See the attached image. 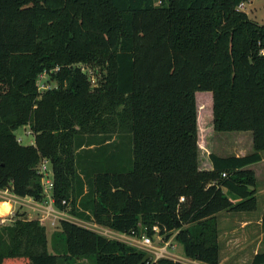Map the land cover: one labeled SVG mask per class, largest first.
<instances>
[{
    "label": "trees",
    "instance_id": "1",
    "mask_svg": "<svg viewBox=\"0 0 264 264\" xmlns=\"http://www.w3.org/2000/svg\"><path fill=\"white\" fill-rule=\"evenodd\" d=\"M246 1L0 0V188L43 201L47 158L58 210L126 235L177 231L187 258L220 264L218 214L257 209L249 166L264 151V24ZM43 73L57 87L41 90ZM200 108L215 132L251 131L253 152L202 167ZM1 221L0 264H186L67 219L55 253L40 220Z\"/></svg>",
    "mask_w": 264,
    "mask_h": 264
},
{
    "label": "rangeland",
    "instance_id": "2",
    "mask_svg": "<svg viewBox=\"0 0 264 264\" xmlns=\"http://www.w3.org/2000/svg\"><path fill=\"white\" fill-rule=\"evenodd\" d=\"M158 1V0H157ZM242 10L245 12H248L250 17L256 21H258L260 24H264V0H248L243 5ZM82 69L84 72H86L91 79L92 85H96L99 83L100 78L102 77V68L99 65H96L94 63L91 64H82ZM40 89L46 90L49 88L57 87V82L49 75L45 74L44 77L39 80ZM197 106L202 103V105H205L206 102H204L205 98H202V95L200 92H197ZM200 114V128H199V145H200V164L201 166H205L206 163L209 161V153H216L220 156H232L239 154L240 156L247 155L252 152L253 147V138H250V134L252 136L251 131H230V132H215L211 128V124L208 120V109L207 108H200L199 111ZM200 122V121H199ZM31 132L30 128L28 126H23L19 130L16 131V135L18 138H22L23 144H31L35 141V136ZM253 169L256 172L257 177V196H258V207L254 211L244 212L245 214H248L249 217H255L258 213H261L264 211V162H260L257 164H253ZM10 199L12 198L11 195H8ZM2 198H0L1 200ZM33 199V198H32ZM31 201V200H30ZM33 201H35L33 199ZM32 202V201H31ZM11 208L10 210L4 215V217H7L9 220L7 221H1L2 224H5L7 222H12L16 216L22 215L25 218L28 219H38V220H44V222L41 221V223L46 227V231L48 234V242H49V250L51 252H63L64 251V244H62L58 238L57 234L60 231V220L61 219H67L70 221H73L79 225L85 226L87 228H90L108 238H114L121 241L126 242L127 244H130L132 246H135V243H139V241H142L145 233H137V234H121L119 232H115L111 229H109L107 226L97 224L93 221L80 219L73 214H71L69 211H64V215H58L57 218H55L53 215L48 216L45 213V208L41 206L39 203L36 202L32 203H26L28 205L32 204L31 207V213L30 211L23 212L24 208H26L25 202L21 203L15 200H11ZM24 204V205H23ZM55 210L58 209L54 205ZM8 210V209H7ZM225 212V211H224ZM242 214L239 213L236 216H241ZM48 216V217H47ZM244 216V215H242ZM3 217V218H4ZM61 217V219L59 218ZM11 220V221H10ZM223 231V230H222ZM176 234L177 231L173 233H168L165 235H158L156 234L153 236L152 241L155 244V247L157 249H153V252H148V254L155 258L156 252L158 248H162L168 243V252L165 254V257L172 258V259H178L179 261H184L186 264H207L201 261L188 259L186 258L183 250L182 244L178 243L176 240ZM236 235L238 237L235 238L233 241L232 250H230V253H235L237 258H242L241 264H251V256L254 251V246L248 245L243 248V237L241 235H244L245 240L248 238V234L245 232L241 233L240 230H237ZM224 235V231H223ZM252 235V234H251ZM258 234H253L251 239H255L254 243L252 244H258L260 237L257 238ZM141 245L140 243L138 244ZM260 250L264 251V237L262 238V242L259 244ZM258 245V246H259ZM56 246V247H55ZM145 249H150L148 246H143ZM137 247V246H135ZM257 247V246H256ZM138 248V247H137ZM58 249V250H57ZM229 250L225 247L224 244H222V257H227L229 254ZM163 257V256H162ZM61 264H70L68 261H61ZM72 264H95L94 260L89 257H81L76 258L73 260Z\"/></svg>",
    "mask_w": 264,
    "mask_h": 264
},
{
    "label": "crops",
    "instance_id": "3",
    "mask_svg": "<svg viewBox=\"0 0 264 264\" xmlns=\"http://www.w3.org/2000/svg\"><path fill=\"white\" fill-rule=\"evenodd\" d=\"M247 14L249 15L248 12H247ZM249 17H250V15H249ZM251 137L253 138V135L251 136V134H250V138ZM252 152H253V149H252ZM261 154H262V160L260 162H264V151H262ZM236 155L240 156L239 154H236ZM260 162H258V163H260ZM255 164H257V163H255ZM206 167H207V169H210V168H212V165L207 164ZM249 167L253 169V165H251ZM11 196H13V199H15L21 203L25 202V204H26L27 202L28 203L35 202V201H33V199L31 197H28V196L27 197H20V196H16L14 193H12ZM31 205L32 204H30V205L26 204V208H24V210H22V211L28 213L31 209H33L31 207ZM10 208H11V203L9 200H4V199L0 200V217L2 218V220L4 219L3 221L9 220L7 217H4V215L10 210ZM30 213H31V211H30ZM239 213H241L244 216H242V215L236 216ZM62 215H64L63 212H62ZM263 215H264V211L261 213H258L255 217H249L248 214H245L244 212H229V211L224 212L223 211V212H220L218 214L219 242L221 245V261H220V264H241L243 259L237 258V256H235L236 255L235 253H233V254L230 253V250H232L233 241L235 240L236 237H238V235L235 234L237 230H240L241 233L245 232L246 234H248L247 240H245L244 235H241L243 237V243H242L243 248L248 246V245H252V247L255 245L253 247L254 251H253V254L251 256V262H252L254 255L257 254L259 251H261L259 244L262 242V238L264 237V230L262 228V217H263ZM222 230L224 231V235H223ZM251 234L252 235L258 234L257 238H259V237L261 238L257 245L252 244V243H254L255 239L254 238L251 239L252 238ZM222 244H224L225 247L227 248V250H229V253H228L229 255L227 257H222ZM135 246H137L139 249H142L146 252L152 251V250L145 249L141 245L139 246L137 243H135ZM175 260H178V259H175ZM181 262H184V261H181Z\"/></svg>",
    "mask_w": 264,
    "mask_h": 264
},
{
    "label": "built area",
    "instance_id": "4",
    "mask_svg": "<svg viewBox=\"0 0 264 264\" xmlns=\"http://www.w3.org/2000/svg\"><path fill=\"white\" fill-rule=\"evenodd\" d=\"M162 2H163V0H158L157 3L161 4ZM243 5H244V3H242L239 6V8L242 9ZM260 52H261V54H264V48L261 49ZM45 74L46 73L41 74L39 80H41ZM39 86H40V84H39ZM28 133H31V132H28ZM18 141L23 143L22 138H18ZM38 169H39V172L42 174L44 199H43V201H35V202L37 204L39 203L41 206H43V208H45V213L48 216L53 215L55 218H57L58 215H62V212L64 214V211H60L58 209L55 210V208H54V198H53L54 178H53V170H52V165H51L50 160L47 158H43L41 160V163L39 164ZM223 176H226V173H224ZM8 195H12L11 190H9L8 188H5V189L0 188V198H2L4 200H8V199H6V198H9ZM11 200H15V199H13V196H12V198L9 199V201H11ZM181 200L184 201V198L182 197ZM15 201H17V200H15ZM59 218L61 219V217H59ZM41 221L44 222L43 219ZM154 230L156 231V234L160 235L158 227H154ZM152 238L153 237H151L145 233L142 241L138 240V242L145 247L148 246V248H150L149 250H152L151 252H153V249H157V247H155V244L153 243ZM168 243H166V245L164 247L158 248V250L156 252V255H157L156 258L157 259L161 258L162 256L165 257V254L168 252ZM156 258H154V259L157 260Z\"/></svg>",
    "mask_w": 264,
    "mask_h": 264
}]
</instances>
